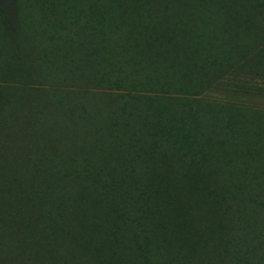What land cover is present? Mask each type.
Segmentation results:
<instances>
[{"label": "trees", "instance_id": "obj_1", "mask_svg": "<svg viewBox=\"0 0 264 264\" xmlns=\"http://www.w3.org/2000/svg\"><path fill=\"white\" fill-rule=\"evenodd\" d=\"M0 264H264V0H0Z\"/></svg>", "mask_w": 264, "mask_h": 264}]
</instances>
